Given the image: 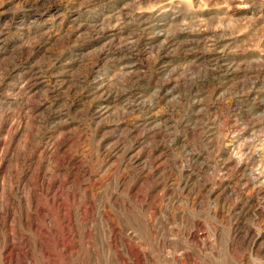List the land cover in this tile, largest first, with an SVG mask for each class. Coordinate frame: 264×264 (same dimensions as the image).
<instances>
[{
  "label": "rangeland",
  "instance_id": "1",
  "mask_svg": "<svg viewBox=\"0 0 264 264\" xmlns=\"http://www.w3.org/2000/svg\"><path fill=\"white\" fill-rule=\"evenodd\" d=\"M0 264H264V0H0Z\"/></svg>",
  "mask_w": 264,
  "mask_h": 264
}]
</instances>
